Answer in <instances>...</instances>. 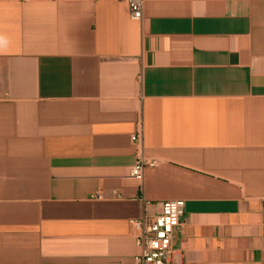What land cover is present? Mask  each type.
Here are the masks:
<instances>
[{"label":"crops","instance_id":"1","mask_svg":"<svg viewBox=\"0 0 264 264\" xmlns=\"http://www.w3.org/2000/svg\"><path fill=\"white\" fill-rule=\"evenodd\" d=\"M169 201L175 264H264V0H0V264H134Z\"/></svg>","mask_w":264,"mask_h":264},{"label":"built area","instance_id":"2","mask_svg":"<svg viewBox=\"0 0 264 264\" xmlns=\"http://www.w3.org/2000/svg\"><path fill=\"white\" fill-rule=\"evenodd\" d=\"M145 1L129 0L132 21L143 22ZM135 141L139 144L141 137L136 135ZM160 165L158 159L138 154L136 164L131 170V178L141 182L146 169ZM185 215L184 201H169L163 204L160 214L153 217L144 215L141 219L132 221L138 248L134 264H175V239L177 233L185 226Z\"/></svg>","mask_w":264,"mask_h":264}]
</instances>
